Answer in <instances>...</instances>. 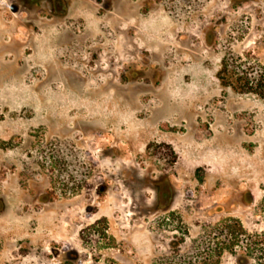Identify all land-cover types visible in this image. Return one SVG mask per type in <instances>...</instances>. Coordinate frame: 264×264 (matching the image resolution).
<instances>
[{
    "label": "rangeland",
    "instance_id": "374dc122",
    "mask_svg": "<svg viewBox=\"0 0 264 264\" xmlns=\"http://www.w3.org/2000/svg\"><path fill=\"white\" fill-rule=\"evenodd\" d=\"M17 2L0 264H264V0Z\"/></svg>",
    "mask_w": 264,
    "mask_h": 264
},
{
    "label": "trees",
    "instance_id": "16d2710c",
    "mask_svg": "<svg viewBox=\"0 0 264 264\" xmlns=\"http://www.w3.org/2000/svg\"><path fill=\"white\" fill-rule=\"evenodd\" d=\"M227 64L226 62H224L223 65V75H226L227 73ZM251 74L249 73H244L242 76V78H240L241 80H245L247 85L252 84L254 85L257 89L259 90H263L264 91V73H257V76H250ZM221 76V75H220ZM222 77V76H221ZM221 79H224L221 78ZM253 79L252 82H250ZM234 223H237V221H233ZM237 227V226H236ZM228 229L230 231H228L229 236H227V241L229 242L228 245L230 249H234L235 247H238L240 245V243L242 242V236H246L248 233L247 231L242 227L241 224H239V228L238 230L233 229V227L231 228V226L228 227ZM232 229V230H231ZM237 229V228H236ZM230 237V238H229ZM240 248V247H239ZM175 264H179L178 262H176ZM183 264H186V261H183ZM200 264V263H199ZM216 264V263H215Z\"/></svg>",
    "mask_w": 264,
    "mask_h": 264
},
{
    "label": "flooded vegetation",
    "instance_id": "af4514ba",
    "mask_svg": "<svg viewBox=\"0 0 264 264\" xmlns=\"http://www.w3.org/2000/svg\"><path fill=\"white\" fill-rule=\"evenodd\" d=\"M39 3L46 5L44 8L54 17H63L65 13L60 11L63 5H67L68 0H18L17 6L23 8L24 11L32 12L36 11V6ZM35 8V9H34Z\"/></svg>",
    "mask_w": 264,
    "mask_h": 264
}]
</instances>
